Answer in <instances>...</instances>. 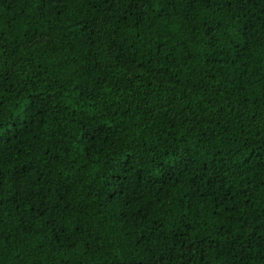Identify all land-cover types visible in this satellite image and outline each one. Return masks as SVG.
<instances>
[{
    "label": "trees",
    "instance_id": "trees-1",
    "mask_svg": "<svg viewBox=\"0 0 264 264\" xmlns=\"http://www.w3.org/2000/svg\"><path fill=\"white\" fill-rule=\"evenodd\" d=\"M158 7L0 0V264H264V0L235 63L198 23L222 12Z\"/></svg>",
    "mask_w": 264,
    "mask_h": 264
},
{
    "label": "snow or ice",
    "instance_id": "snow-or-ice-1",
    "mask_svg": "<svg viewBox=\"0 0 264 264\" xmlns=\"http://www.w3.org/2000/svg\"><path fill=\"white\" fill-rule=\"evenodd\" d=\"M250 0H128L129 6L134 7L140 4H148L153 5L157 4L159 7L156 9L158 12L157 19L162 20L164 23H167L168 20L166 17L173 15L168 11L169 6L173 9L177 7L178 4L185 5V20H188L189 15H191L192 21H197L200 15L199 9L201 7L211 8L213 11L219 10L227 17L229 20V25L217 32V29L221 28L219 23L209 24L207 19H200L198 21L199 26L202 27L207 34H209L210 43H208V47L214 50V55L220 57L218 61L214 60V63H226L231 62L235 63V59L233 58V53H235L236 58H239L240 49L243 51H248L247 45L248 40L250 39L248 31L245 29L244 24L240 22V16L244 13V10L247 8ZM231 28L232 31L229 32L228 28ZM191 40H196L199 33L197 31V27L194 24L192 28L189 29ZM46 42L42 37H37L35 43H44ZM29 47L33 45L29 44ZM164 46L163 43L160 45ZM165 55H169L165 53ZM191 59L190 54L187 57ZM3 108V100L0 99V109ZM23 119L26 120L28 118L27 111L22 110ZM0 129H4L3 121H0ZM11 139L14 136L13 129L9 127L3 133H0V143L4 142L5 137ZM163 155H168L170 157L167 163L163 162ZM161 157V163L159 167L161 168L162 176H169L171 174L170 169L172 164L174 163L176 169L179 170V166L183 163V159L181 157H177L175 161L171 160V155L169 153L163 154ZM0 167H2V162H0ZM30 170V169H29ZM2 175V173H0ZM22 177H16V180L19 181ZM4 181L0 179V192H2ZM43 197L40 198L39 201H36L34 206V210L40 213L41 215L48 214V205L42 204ZM50 227L53 229L62 228L63 225L57 223V219L53 216H49L47 220ZM158 228H163V224L158 225ZM184 234L180 233L176 236V238L172 241L173 244H186L191 243L193 247L198 246V241L195 239H187L181 238ZM165 240L168 239L167 236L164 237ZM191 250H189L190 253ZM156 264H172V260L170 257H166L163 253L156 260Z\"/></svg>",
    "mask_w": 264,
    "mask_h": 264
}]
</instances>
